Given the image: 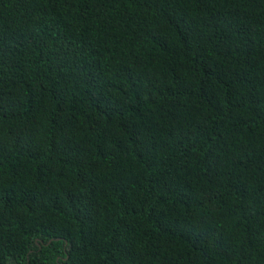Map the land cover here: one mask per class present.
<instances>
[{"label": "trees", "instance_id": "1", "mask_svg": "<svg viewBox=\"0 0 264 264\" xmlns=\"http://www.w3.org/2000/svg\"><path fill=\"white\" fill-rule=\"evenodd\" d=\"M0 264H264V0H0Z\"/></svg>", "mask_w": 264, "mask_h": 264}]
</instances>
